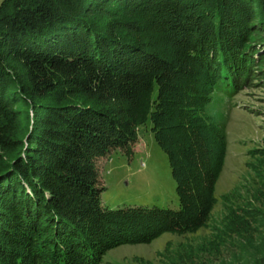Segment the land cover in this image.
I'll return each mask as SVG.
<instances>
[{
	"label": "trees",
	"instance_id": "trees-1",
	"mask_svg": "<svg viewBox=\"0 0 264 264\" xmlns=\"http://www.w3.org/2000/svg\"><path fill=\"white\" fill-rule=\"evenodd\" d=\"M263 86L264 0H0V264H102L201 228L226 154L205 108ZM147 122L178 209L103 207L97 161ZM248 212L226 235L264 223Z\"/></svg>",
	"mask_w": 264,
	"mask_h": 264
},
{
	"label": "rangeland",
	"instance_id": "rangeland-1",
	"mask_svg": "<svg viewBox=\"0 0 264 264\" xmlns=\"http://www.w3.org/2000/svg\"><path fill=\"white\" fill-rule=\"evenodd\" d=\"M205 113L222 130L226 154L204 225L189 233H161L146 244L116 246L104 254L102 264H166L174 253L185 256L183 264H258L264 257V223L244 220L246 229L229 226L233 231L227 235L224 229L230 213L234 218L241 217L242 210L264 213L252 196L264 192V158L255 153L264 149V86L239 93L217 89ZM96 166L103 207L178 209L167 156L149 122L137 129L131 156L112 150Z\"/></svg>",
	"mask_w": 264,
	"mask_h": 264
}]
</instances>
